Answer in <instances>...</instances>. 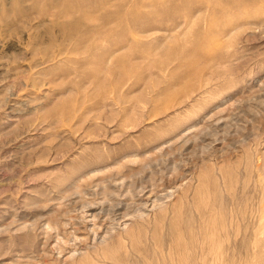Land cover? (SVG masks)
Wrapping results in <instances>:
<instances>
[{"label":"rangeland","instance_id":"374dc122","mask_svg":"<svg viewBox=\"0 0 264 264\" xmlns=\"http://www.w3.org/2000/svg\"><path fill=\"white\" fill-rule=\"evenodd\" d=\"M211 217L187 264H264V0H0V264L168 263Z\"/></svg>","mask_w":264,"mask_h":264},{"label":"bare ground","instance_id":"6f19581e","mask_svg":"<svg viewBox=\"0 0 264 264\" xmlns=\"http://www.w3.org/2000/svg\"><path fill=\"white\" fill-rule=\"evenodd\" d=\"M141 180V179H140ZM153 180V179H151ZM161 180V179H160ZM201 189V188H200ZM201 191V190H200ZM143 192V190L141 191V193ZM202 192V191H201ZM200 195H203L200 193ZM204 197V196H203ZM198 201V200H197ZM198 203V202H197ZM119 205L115 204V205H111L112 208H117L119 207ZM197 207V206H196ZM194 210V209H193ZM198 211V210H197ZM210 212V211H209ZM182 213V212H181ZM195 213V212H194ZM208 214V213H206ZM214 215V214H213ZM165 216V215H164ZM179 216V215H178ZM182 216V215H181ZM197 216V215H196ZM202 216V215H201ZM93 219L96 221L97 219V216H92ZM180 217V216H179ZM210 217V215H209ZM164 218H162L163 220ZM161 220V221H162ZM172 220V219H171ZM170 220V221H171ZM207 220V218H206ZM209 220V219H208ZM213 221L214 219L212 220V217L209 221V223H205V225L203 226V230H205L203 233L201 232L200 236L198 237V240H196V242H190L189 245L187 244H182V243H179V234H176L175 233V236L173 237V240L172 241V247L173 248V251L175 253L174 255V258H170L168 260V263H165L163 262V258L161 259L162 260V264H187L188 262V259L190 260L191 259V256L193 255H196L197 259L199 260H204V259H207L208 257H210L209 259H213V258H217L218 256L217 255V249H218V241H217V236H215L213 234V231H214V228L212 226L213 224ZM169 222V221H168ZM218 222V221H217ZM163 223V222H162ZM204 223V222H203ZM216 224V223H215ZM168 225V224H167ZM166 225V226H167ZM198 225V223H197ZM156 227L155 228V231L158 229V224L155 225ZM171 226V229L173 227V224L170 225ZM176 227V226H175ZM197 227V226H196ZM163 228V227H162ZM200 228V227H199ZM197 227V229H199ZM142 229V228H141ZM224 229V228H223ZM143 230V229H142ZM147 230V228H146ZM145 230V231H146ZM162 230V229H161ZM184 230V229H183ZM148 231V230H147ZM153 231V230H152ZM151 231V232H152ZM195 231V230H194ZM134 232V231H133ZM154 232V231H153ZM199 232V231H198ZM221 232V231H220ZM146 233V232H145ZM216 233V232H215ZM147 234V233H146ZM150 234H153V233H150ZM166 234V233H165ZM164 234V235H165ZM186 234V233H185ZM144 234L142 233V231L140 229H137V231H135L132 236H131V239L128 240V242H118L117 240H114L112 241L104 250L105 252V257L107 260L111 261L112 264H126L122 258H121V255L119 256V252L122 250V248L125 247H128L129 250L131 249L133 253H137L140 255V252L139 250L137 249V243H139L140 239H142V236ZM154 235V234H153ZM146 236V235H144ZM184 237V235H182ZM196 236V235H195ZM149 237V236H148ZM152 237V236H151ZM169 237V235H168ZM144 238V237H143ZM160 238V237H159ZM188 238V237H187ZM164 239V238H163ZM185 239V238H184ZM189 239V238H188ZM140 240V241H139ZM146 240L148 241V239L145 237V242ZM151 240V239H150ZM155 241H157V238L155 237L154 238ZM167 241V240H166ZM185 241V240H184ZM143 242V241H142ZM140 242V244L142 243ZM158 242V241H157ZM165 242V241H164ZM169 242V241H168ZM139 244V245H140ZM144 244V243H143ZM150 244V243H149ZM152 244V243H151ZM171 244V243H170ZM145 245V244H144ZM156 245H158L157 247H159V249L162 247V244L161 243H157ZM165 245V244H164ZM151 247V246H150ZM140 249V248H139ZM169 249V247H168ZM155 250V249H154ZM125 251V250H124ZM157 251V250H155ZM160 251H163L160 249ZM169 251V250H168ZM167 251V252H168ZM127 252V251H126ZM125 252V253H126ZM146 252V251H145ZM164 252V251H163ZM173 253V252H172ZM131 254V253H130ZM152 254V252H151ZM157 256H161L159 252H157ZM136 255V254H135ZM143 256V254H141ZM169 255V254H168ZM211 255V256H210ZM138 256V255H137ZM150 256V254H149ZM156 256V257H157ZM165 256V255H163ZM162 257V256H161ZM140 258V257H138ZM146 258V256L144 257ZM148 258V257H147ZM168 259V258H166ZM196 259V258H195ZM160 260V261H161ZM139 262V259L137 260ZM167 261V260H166ZM134 262V261H133ZM158 262H159V259H158ZM155 263V262H154ZM161 263V262H160ZM190 263V262H189ZM194 263V262H193ZM131 264V263H129ZM135 264V263H133ZM139 264H153V262L151 261V258L150 260L149 259H145V260H142L141 262H139Z\"/></svg>","mask_w":264,"mask_h":264}]
</instances>
